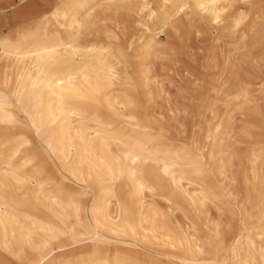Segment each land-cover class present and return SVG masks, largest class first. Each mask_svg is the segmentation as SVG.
I'll return each instance as SVG.
<instances>
[{
	"label": "bare ground",
	"instance_id": "1",
	"mask_svg": "<svg viewBox=\"0 0 264 264\" xmlns=\"http://www.w3.org/2000/svg\"><path fill=\"white\" fill-rule=\"evenodd\" d=\"M263 1L0 0L6 264H264V191L256 183L264 147L251 151V182L243 174L240 199L228 170L234 158H224L228 113L197 145L169 139L151 104L154 60L166 53L170 35L195 18L213 34H237L248 16L244 7ZM56 3L68 5L59 16L48 12ZM198 4L205 10L190 7ZM261 26L254 42L264 37ZM226 95L235 108L260 115L248 84ZM207 160L216 164V190L192 168ZM211 205H220L224 223L210 218Z\"/></svg>",
	"mask_w": 264,
	"mask_h": 264
},
{
	"label": "rangeland",
	"instance_id": "2",
	"mask_svg": "<svg viewBox=\"0 0 264 264\" xmlns=\"http://www.w3.org/2000/svg\"><path fill=\"white\" fill-rule=\"evenodd\" d=\"M263 9L264 1L254 9H247V19L237 34H234L231 29L213 34L214 29L207 22H200L198 18H195L191 23L183 24L177 33L170 35L165 42L166 53L159 55L153 64L158 85L153 90L155 97L151 104L156 113L154 117L157 125L164 129L169 139L204 145L207 129L222 118L225 120L227 113L231 117L230 133L224 141L226 150L224 158L225 160L234 158L228 170L229 175L236 179V182L232 184V190L240 199L246 190L243 174L247 175V180L251 182L248 173L251 151L254 148L264 147V37L254 42L255 34L261 30V25L264 23V17L259 18ZM242 42L245 44L243 45ZM185 50L187 53H184ZM234 52L238 53L237 56ZM240 82L248 84L250 99L254 101V106L260 114L257 118H253L247 110L235 108L232 98L226 95L232 92L234 86ZM234 118H238L239 121ZM243 147L244 150H242ZM215 166L214 161L208 160L203 165L192 166L193 169H198L199 179L214 190L217 189L215 174L212 171ZM256 183L264 191V162L263 165L258 166ZM157 202L162 210H168L162 202ZM217 206L221 208L220 205ZM217 206H209L208 214L214 222L224 223L226 217L218 212ZM173 214L181 224L185 223L180 211H174ZM144 261L145 263H141ZM0 263H10V257L0 252ZM139 263L147 264L149 259H142Z\"/></svg>",
	"mask_w": 264,
	"mask_h": 264
},
{
	"label": "snow or ice",
	"instance_id": "3",
	"mask_svg": "<svg viewBox=\"0 0 264 264\" xmlns=\"http://www.w3.org/2000/svg\"><path fill=\"white\" fill-rule=\"evenodd\" d=\"M16 3H19V0H16ZM177 7L179 8L180 6L178 5ZM190 7H198L201 10H205L204 4L190 5ZM217 7L223 8L227 12V5H218ZM67 8H68V5L66 3H56V4H54V6L52 8L48 9V12L54 13L55 15L59 16L60 12L66 11ZM138 8H139V6H138ZM244 10L247 11L246 6L244 7ZM230 15H235V13L234 12L227 13V15H225V17H224V20L227 21L228 16H230ZM41 19L43 20V18H41ZM217 22H219V21H217ZM149 27H151V26L149 25ZM25 126L28 128V131L30 132L32 126L27 123V120H25ZM39 147H44V141L43 140H41L39 142ZM38 156H39V152H38ZM48 264H52V262L49 261Z\"/></svg>",
	"mask_w": 264,
	"mask_h": 264
}]
</instances>
